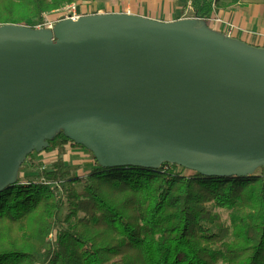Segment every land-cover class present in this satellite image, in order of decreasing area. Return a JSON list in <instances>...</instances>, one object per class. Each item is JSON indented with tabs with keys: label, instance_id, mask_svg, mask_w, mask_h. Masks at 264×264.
<instances>
[{
	"label": "water",
	"instance_id": "1",
	"mask_svg": "<svg viewBox=\"0 0 264 264\" xmlns=\"http://www.w3.org/2000/svg\"><path fill=\"white\" fill-rule=\"evenodd\" d=\"M62 133L103 169L264 168V48L199 18L0 26V192Z\"/></svg>",
	"mask_w": 264,
	"mask_h": 264
},
{
	"label": "trees",
	"instance_id": "2",
	"mask_svg": "<svg viewBox=\"0 0 264 264\" xmlns=\"http://www.w3.org/2000/svg\"><path fill=\"white\" fill-rule=\"evenodd\" d=\"M94 1L0 0V26L34 27L43 13ZM217 1L190 0L194 17L210 19ZM68 148L89 154L85 180L62 159ZM50 152V168L25 181V164ZM178 168L103 169L58 134L0 192V264H264V168L223 178ZM213 208L228 213L227 228Z\"/></svg>",
	"mask_w": 264,
	"mask_h": 264
},
{
	"label": "crops",
	"instance_id": "3",
	"mask_svg": "<svg viewBox=\"0 0 264 264\" xmlns=\"http://www.w3.org/2000/svg\"><path fill=\"white\" fill-rule=\"evenodd\" d=\"M173 1L175 5L178 4L177 6L173 4L175 12L170 9L171 6L167 7L166 0H158L159 4H155L156 0H148L147 4H141L140 0H132L131 2L135 6L126 5L124 2L125 9L106 10L105 13H130L162 22L194 17L190 0ZM83 3L85 2L77 4L80 7ZM212 9L211 18L218 17L236 27L232 37L247 44L264 48V0H218L216 4H213ZM80 12L85 13L82 10ZM213 27L217 28L212 25Z\"/></svg>",
	"mask_w": 264,
	"mask_h": 264
},
{
	"label": "rangeland",
	"instance_id": "4",
	"mask_svg": "<svg viewBox=\"0 0 264 264\" xmlns=\"http://www.w3.org/2000/svg\"><path fill=\"white\" fill-rule=\"evenodd\" d=\"M131 1L132 0H95L94 2L83 3V5H81L80 7L78 6V9L85 12L81 15L104 14L106 10L113 11L116 9L117 10L125 9L124 2H126V5L130 4L131 6H135V4H133ZM147 1L148 0H140V3L147 4ZM168 1L166 0L167 7L171 6L170 9L173 12H175L174 7L177 6L178 4L175 5V2L173 0H168ZM76 3L77 2H72L70 4H67L66 6L61 7L59 10L51 11L49 13H43L42 20L37 21L34 25L36 26L39 24H48V23L55 24L62 16L65 15L63 9H65L67 6L71 4H76ZM155 4H159L158 0H156ZM192 18H196V17H192ZM58 157H59V153L57 152L35 155L34 157L31 158V160H29L25 164L21 176L25 181L28 182H34L38 180V178H40L39 177L40 173L44 169L50 168L49 166L51 162L55 161L56 158ZM62 159L65 161L66 164L77 167V171L75 172V174L78 177H80L83 180L86 179V176L88 175L90 168L92 167L91 158L87 152L83 150H78V149L75 150L68 148V150H66L65 155H62ZM177 171H180V173L184 175L188 173L186 170H181L179 168L177 169ZM212 212L213 214L217 215V217L219 218L220 225L222 228H227L229 226L228 213L226 211L218 208H213ZM63 213L65 212L63 211Z\"/></svg>",
	"mask_w": 264,
	"mask_h": 264
},
{
	"label": "built area",
	"instance_id": "5",
	"mask_svg": "<svg viewBox=\"0 0 264 264\" xmlns=\"http://www.w3.org/2000/svg\"><path fill=\"white\" fill-rule=\"evenodd\" d=\"M78 6L79 5L77 3L67 6L65 9H63V11L65 12V15L62 16L59 20H61V19L77 20L79 17L84 16V15H81L82 12H80V10L78 9ZM207 22L211 26V28L213 25V26L217 27V28L213 27V29L218 30V31L224 33L225 35L230 36V37H232V35L234 34V32L236 30V27L232 23L222 21L218 17L210 18L207 20ZM53 26H54L53 23H48V24H39V25H36L32 28H34V29L45 28V29L51 30L53 28Z\"/></svg>",
	"mask_w": 264,
	"mask_h": 264
}]
</instances>
